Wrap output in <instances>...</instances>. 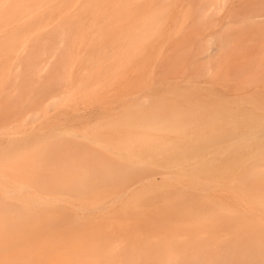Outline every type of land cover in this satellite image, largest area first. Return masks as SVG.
I'll return each instance as SVG.
<instances>
[{
  "label": "bare ground",
  "instance_id": "6f19581e",
  "mask_svg": "<svg viewBox=\"0 0 264 264\" xmlns=\"http://www.w3.org/2000/svg\"><path fill=\"white\" fill-rule=\"evenodd\" d=\"M142 1L0 0V264H264V52L132 53Z\"/></svg>",
  "mask_w": 264,
  "mask_h": 264
},
{
  "label": "rangeland",
  "instance_id": "374dc122",
  "mask_svg": "<svg viewBox=\"0 0 264 264\" xmlns=\"http://www.w3.org/2000/svg\"><path fill=\"white\" fill-rule=\"evenodd\" d=\"M138 0H133V2H132V5H135V6H137V5H139V4H141L140 2H137ZM140 1V0H139ZM167 1V0H166ZM166 1H161L160 3L161 4H159V7L160 6H162V10H161V8H160V10H161V12H157L156 14L157 15H159V20L158 21H156L154 24H152V26H148L149 28H150V30H149V28L148 27H146L148 24H146L145 23V28H147L144 32L141 30V29H138L136 26L138 25V24H136L135 25V22H134V26L133 27H131L130 25V27L127 25V27L125 28V31H124V29H121V28H119V26H118V28L119 29H116L117 30V35H115V36H119L120 38L122 37V36H124V38H123V40H121V41H119V39H117V37H113V40L114 39H116V41H115V43H117L118 44V46L120 47V44H121V42L123 43L122 44V46L123 45H126V40L128 39H126V35H124V34H126V33H128V34H130L129 36L131 37L132 36V34H134V35H136L135 37H131V39L132 40H130V37L129 36H127V37H129V39H128V42L129 41H131V45L129 46V49H130V51L132 52V53H135V50H133V48L135 47L136 48V46H139V48L141 47V48H143V50H142V52L144 51V52H146L147 50H152L153 52H154V50H158V48L157 47H160V45H162L161 43H163V42H166V41H161V39L162 40H164L163 39V37H162V32H163V35L165 34V36H167V40H168V38L170 37V43H168V41H167V43L166 44H164V45H167L168 44V46H165V47H163V48H165L166 50L167 49H170L171 47L170 46H173V47H175V41L178 39V42H182L183 44L184 43H194V42H199L201 39L203 40V38L204 39H209V41H210V48L211 49H217L221 44L223 45L224 44V41H225V45H229V43H231L230 44V46L233 44L234 46V48H235V50L236 51H234V50H232V52L234 51V53L236 54H233V57H234V55H235V58L237 59H241V58H245L246 57V59H248V58H251L252 56L253 57H256L257 55H259V53L261 52V50L264 52V0H201V1H199V0H168L167 2ZM170 1V2H169ZM181 1V2H180ZM205 1V2H204ZM143 2V1H142ZM145 2V3H144ZM144 4L146 5V6H148L147 5V3H146V1L144 0ZM164 2V3H163ZM166 2V3H165ZM198 2V3H197ZM199 2H201V4H202V6L200 5V3ZM134 3V4H133ZM172 3V4H171ZM165 6V4H166V7H164L163 5ZM140 6V5H139ZM142 4H141V6H140V11H143V10H145L146 8H143L142 9ZM201 6V7H200ZM144 7V6H143ZM168 7V8H167ZM200 7V8H199ZM148 9V8H147ZM147 9H146V12H145V14L148 12L147 11ZM159 9V8H158ZM157 8H156V10H158ZM167 9V10H166ZM205 9V10H204ZM149 10H151L150 8H149ZM199 10H202L205 14H198V12H199ZM202 11H200V12H202ZM151 13H153L154 12V10L153 11H150ZM199 12V13H200ZM138 13L139 12H137V14H135V12L134 13H132L131 15H132V19H135V18H137V16L136 15H138ZM155 13V12H154ZM161 13V14H160ZM135 14V15H134ZM145 14H143V15H145ZM150 14V13H149ZM165 14V15H164ZM143 15H141V12H140V17H143ZM155 15V14H154ZM199 15V17H200V15H201V17L199 18V17H197ZM203 15V16H202ZM134 16H136V17H134ZM145 16H147V14L145 15ZM120 17H122V15L120 16ZM140 17H138V18H140ZM149 17V16H148ZM147 17V18H148ZM164 17V18H163ZM15 18H17V16H8V17H6L4 20H3V25H0V31H2L3 29H5V27L6 26H8L10 23H12V21L15 19ZM137 18V23H138V21H139V19ZM162 18L164 19V20H162ZM167 18V19H166ZM204 18V19H203ZM121 19V18H120ZM143 19V18H142ZM141 19V20H142ZM145 19V18H144ZM150 19V18H149ZM157 19V17H153V18H151V21H154V20H156ZM162 21H161V20ZM203 20L204 22H202V21H200V20ZM166 20H168L169 22H167ZM132 20L130 19V22H131ZM145 21V20H144ZM148 21V20H147ZM146 21V22H147ZM150 21V20H149ZM178 23H177V22ZM183 21H184V23H183ZM129 22V23H130ZM140 22V21H139ZM159 22H161V25L160 24H158ZM132 23H133V21H132ZM132 23H130V24H132ZM142 23V22H141ZM148 23V22H147ZM170 23V24H169ZM172 23H177L178 24V26L177 27H175L174 25L175 24H172ZM183 23V24H182ZM163 24V25H162ZM179 25H180V28H179ZM182 25V26H181ZM211 25H214V27H216V30L214 29V27L213 26H211ZM3 26V27H2ZM141 26V25H140ZM161 26V28H159ZM164 26V27H163ZM168 26H169V28H168ZM174 26V27H173ZM182 27V28H181ZM129 28V29H128ZM137 28V29H136ZM163 28V29H162ZM178 28H179V30H178ZM213 28V29H212ZM113 29V28H112ZM115 29V28H114ZM155 29L156 30H158V31H155ZM240 29V30H239ZM111 30V29H110ZM116 30H114L115 32H113V33H116ZM121 30H123V31H121ZM127 30V31H126ZM133 30H134V32H133ZM163 30V31H162ZM181 30V32H180V35H178L179 33V31ZM215 30V31H214ZM99 31V30H98ZM138 31V32H137ZM150 31V32H149ZM161 31V32H160ZM19 32V30L18 31H16V34ZM100 32V31H99ZM103 32V31H102ZM101 32V33H102ZM108 32V31H107ZM112 32V31H111ZM132 32V33H131ZM147 32V34H145ZM152 32H155L154 34L152 33ZM178 33L177 35H175V34H173V33ZM96 33V32H95ZM119 33V34H118ZM138 33V34H137ZM150 33H152V34H150ZM157 33V34H156ZM161 35H160V34ZM120 34H121V36H120ZM157 36H156V35ZM145 35H148V37L149 36H151V37H149V38H151L152 39V37H153V39L151 40V39H147V36H145ZM153 35V36H152ZM160 35V36H159ZM172 35V36H171ZM175 35V36H174ZM202 35V36H201ZM205 35V36H204ZM96 36V35H95ZM157 37L156 39V41H155V37ZM173 36H174V39H173V41H172V39L171 38H173ZM179 36V37H178ZM198 36H199V38L201 37V39L199 40V38H198ZM230 36L232 37V38H230ZM100 37V36H99ZM104 37V36H103ZM161 37V38H160ZM176 37V38H175ZM178 37V38H177ZM221 37V38H220ZM77 38H79V37H77ZM76 38V39H77ZM198 38V39H197ZM74 39V38H73ZM76 39H74V40H76ZM80 39V38H79ZM100 39H102V38H100ZM122 39V38H121ZM149 40V41H147V40ZM160 39V40H159ZM221 39V40H220ZM18 40V39H17ZM20 40V39H19ZM71 40V39H70ZM94 40V41H93ZM92 41H93V43L95 42V45L93 46V43H90L91 44V46H93L92 48H96V43H97V47H98V45H100L101 47H103V46H105L106 45V43L108 44V46L110 45V43L111 42H113V41H111L112 39H110V35H109V37H104L103 39H102V41H98V39H97V42H96V38L95 39H93ZM108 40V41H107ZM223 40V41H222ZM227 40H229L228 42L229 43H227ZM72 41V40H71ZM92 41H90V42H92ZM105 41V42H104ZM107 41V42H106ZM110 41V42H109ZM126 41V42H125ZM158 41H161V42H158ZM194 41V42H193ZM19 42V41H18ZM17 42V43H18ZM65 42H67V41H64L63 43L65 44ZM69 42V41H68ZM67 42V43H68ZM149 42V43H148ZM157 42H158V46H157ZM174 44H173V43ZM177 42V43H178ZM233 42V43H232ZM16 43V44H17ZM66 43V44H67ZM70 43V42H69ZM76 43H77V41H76ZM79 43H81V41L79 42ZM99 43V44H98ZM114 42H113V44H115ZM130 43V42H129ZM151 43H153V44H156L155 46L153 45H150ZM160 43V44H159ZM3 44V47H2V49L0 50V62H2L4 59H5V56H6V51L3 49L4 48V43H2ZM2 44H0V45H2ZM19 44H21V43H19ZM103 44H105V45H103ZM170 44H172V45H170ZM181 44V43H180ZM220 44V45H219ZM68 45V44H67ZM70 45V44H69ZM73 45V44H72ZM224 45V46H225ZM263 45V46H262ZM20 46V45H19ZM19 46H17V47H19ZM62 46H65V45H62ZM79 46V45H78ZM111 46V45H110ZM113 46V45H112ZM116 46V45H115ZM117 46V47H118ZM151 46H152V48H151ZM229 46V47H230ZM260 46H262V47H260ZM74 47V46H73ZM72 47V48H73ZM75 47H76V45H75ZM106 47H107V45H106ZM105 47V48H106ZM148 47V48H147ZM166 47H168V48H166ZM170 47V48H169ZM228 47V48H229ZM127 48V47H126ZM134 48V49H135ZM138 48V49H139ZM150 48V49H149ZM155 48H157V49H155ZM176 48V47H175ZM234 48H231V49H234ZM74 49V48H73ZM162 49V48H161ZM165 49L163 50L164 52H166L165 51ZM75 50V49H74ZM174 50V49H173ZM149 51H147L146 53H148ZM254 51H255V53H254ZM256 51H257V53H256ZM142 52H140V53H142ZM144 52H143V54H144ZM259 52V53H258ZM140 53H139V55H140ZM169 53V52H168ZM135 54H138V53H135ZM155 54V53H154ZM253 54V55H252ZM252 55V56H251ZM176 56V55H175ZM182 57V59H183V57H185V56H181ZM190 57V56H189ZM248 57V58H247ZM232 58V57H231ZM179 59H180V57H179ZM186 59V58H185ZM185 59H183V60H185ZM187 59H188V56H187ZM109 60V59H108ZM113 60V59H112ZM107 60H105V62H106ZM110 61V60H109ZM109 63V62H108ZM111 63V62H110ZM105 64V63H104ZM112 65H113V62H112ZM114 65H115V63H114ZM103 66V65H102ZM105 67L107 66L108 67V65H104ZM103 66V67H104ZM133 65H131L130 66V68L132 67ZM109 67H110V65H109ZM132 69H133V67H132ZM130 70V69H129ZM129 72V71H128ZM143 74V72H140V75H142ZM96 77H99L98 75H96ZM101 77V76H100ZM116 77H118V75H115V78L114 79H111L110 81H114L115 79H116ZM118 79V78H117ZM117 79L115 80L116 82H119L121 79H120V77H119V79H118V81H117ZM99 81H101V79L99 80ZM91 85V84H90ZM90 85H88V86H90ZM87 85H86V88H84V89H82L83 91L84 90H86L87 89V87H88ZM104 86V85H103ZM98 91H99V89H97ZM96 90V92H98ZM94 92V91H93ZM93 92H91V94L93 93ZM99 94H100V91L98 92ZM93 95V96H92ZM91 95V97L93 98L95 95H94V93ZM96 96H98L97 94H96ZM89 98L90 99V101H91V99L92 98ZM89 99H88V102H89ZM80 100L82 101V99L80 98ZM94 100H95V97H94ZM80 101V102H81ZM78 102H79V100H78ZM27 108V107H26ZM46 108V107H45ZM23 111H24V109H22ZM26 110V109H25ZM27 110H30V109H28L27 108ZM17 114H19L18 112H17ZM25 114V113H24ZM78 127H80L79 129H81L82 127L81 126H79L78 124H76ZM76 126V127H77ZM74 127V126H73ZM72 128V127H71Z\"/></svg>",
  "mask_w": 264,
  "mask_h": 264
}]
</instances>
